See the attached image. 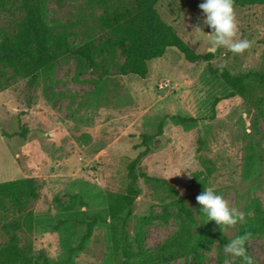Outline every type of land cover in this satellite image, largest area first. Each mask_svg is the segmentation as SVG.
<instances>
[{
  "label": "rangeland",
  "instance_id": "rangeland-1",
  "mask_svg": "<svg viewBox=\"0 0 264 264\" xmlns=\"http://www.w3.org/2000/svg\"><path fill=\"white\" fill-rule=\"evenodd\" d=\"M41 2L52 32H66L72 45L103 38L104 12L132 5L131 0H106V5L99 0ZM200 2L159 0L157 9L196 53L207 54L211 29L202 23ZM233 9L235 38L248 39L247 49L217 47L210 61L188 62L179 50L168 48L149 62L145 78L119 74L115 61L82 70L75 58L66 57L52 79L42 74L31 84L0 66V182L26 177L38 185L37 198L22 199L24 211L34 215L33 229L23 225L16 231L29 256L46 255L58 264H116L109 204L125 191L126 165L140 151L136 146L142 135L155 134L162 122L163 132L152 139L139 171L168 179L196 215L201 188L193 174L203 169L204 160L215 166L209 186L243 213L222 238L201 250L202 264H224L228 254L222 245L253 215L252 203L256 200L264 209V101L255 91L248 99L231 97L230 87L208 71V63L232 72L264 71V4L239 3ZM24 14L20 0L0 3V35L15 33ZM197 25L203 32L194 29ZM123 61L119 53L116 62ZM176 114L199 120L179 124L169 117ZM139 187L128 243L133 250L155 251L174 236L180 221L174 204L163 201L152 184L140 179ZM165 206L166 219L140 230V217L161 214ZM94 215L108 222L94 226L82 251H71ZM14 220L22 222L23 212L5 199L0 204V247L9 237L1 226ZM246 241L252 264H264V232ZM163 264H192V257Z\"/></svg>",
  "mask_w": 264,
  "mask_h": 264
},
{
  "label": "trees",
  "instance_id": "trees-1",
  "mask_svg": "<svg viewBox=\"0 0 264 264\" xmlns=\"http://www.w3.org/2000/svg\"><path fill=\"white\" fill-rule=\"evenodd\" d=\"M6 0H0L4 4ZM106 5V0H99ZM132 5L120 11L106 10L100 17L104 37L96 40L86 38L82 43L72 45L66 32L54 34L45 20L44 7L41 0H20L25 14L18 30L13 33L2 32L0 35V66L11 68L15 74L27 78L35 84L40 75L53 78L60 59L73 57L80 69H93L99 62H114L118 73L133 74L145 78L149 73V62L165 54L168 48H176L188 62L210 61L212 52L196 53L190 45L181 38L174 27L166 22L157 9L159 0H131ZM264 4V0H233L236 4ZM124 56L123 63L116 62L118 54ZM208 71L224 81L231 89V97L248 99L252 91L259 94L264 101V71L250 70L232 72L226 67H213L208 63ZM219 99L215 100L214 105ZM215 116V109L213 115ZM176 123L197 122L199 119L179 114L169 116ZM163 123L158 126L155 134L142 135L141 148L137 156L126 165L127 186L124 192L115 195L109 204V220L112 247L116 256V264H163L184 255H191L192 264H202V252L205 247L223 237V232L215 221L205 223L199 213V204L195 202L196 215L186 203L177 187L168 179L152 176L139 171L142 158L151 151V141L162 134ZM253 155L250 156V160ZM250 170V167H248ZM215 171V166L208 160L203 161V169L193 174V180L203 190L209 185V180ZM140 179L152 184L162 200H170L180 221L179 230L170 239L161 244L155 251L142 249L133 250L128 243V222L133 218V206L141 193ZM38 185L31 178L22 177L17 180L0 182V204L8 199L23 212V221H11L1 226L9 233L7 243L0 247V264H58L46 255L29 256L19 244L16 231L24 225L33 229L34 215L24 211V198H37ZM253 215L238 227L237 233H248V237L264 232V209L258 201L252 203ZM167 218V208L161 214L142 216L140 230L150 222ZM99 222L107 223L108 219L94 215L85 222L86 231L71 251H82L92 236L93 228ZM246 255L251 259L245 242ZM67 262V261H65ZM235 264H247V261L235 260ZM252 264V262H251Z\"/></svg>",
  "mask_w": 264,
  "mask_h": 264
},
{
  "label": "clouds",
  "instance_id": "clouds-1",
  "mask_svg": "<svg viewBox=\"0 0 264 264\" xmlns=\"http://www.w3.org/2000/svg\"><path fill=\"white\" fill-rule=\"evenodd\" d=\"M198 7L203 14L202 23L211 29L208 33L210 35L208 52H215L217 47H227L233 52H241L250 46L251 42L248 39L235 38L237 25L233 0H201ZM194 29L203 32L199 25ZM187 174L190 176L188 172ZM195 199L200 206L199 213L203 216L205 223L215 221L222 232L225 228L243 219V213L231 208L212 186L204 185L203 190L196 195ZM248 235V233L235 235L222 245L223 252L228 254L224 264H231L232 260L238 259L251 264V259L246 255L245 249Z\"/></svg>",
  "mask_w": 264,
  "mask_h": 264
}]
</instances>
